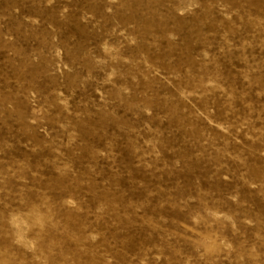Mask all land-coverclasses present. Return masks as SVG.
<instances>
[{
	"label": "rangeland",
	"instance_id": "374dc122",
	"mask_svg": "<svg viewBox=\"0 0 264 264\" xmlns=\"http://www.w3.org/2000/svg\"><path fill=\"white\" fill-rule=\"evenodd\" d=\"M0 264H264V0H0Z\"/></svg>",
	"mask_w": 264,
	"mask_h": 264
}]
</instances>
